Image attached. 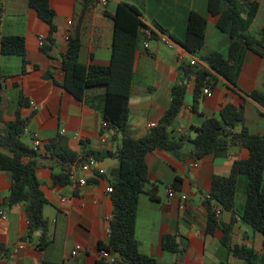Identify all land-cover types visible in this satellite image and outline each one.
<instances>
[{"label": "crops", "instance_id": "1", "mask_svg": "<svg viewBox=\"0 0 264 264\" xmlns=\"http://www.w3.org/2000/svg\"><path fill=\"white\" fill-rule=\"evenodd\" d=\"M77 1L48 0V7L54 14L55 33L52 47L43 55L40 49L46 45L48 27L36 18L27 0H0V38L19 37L24 43L23 73L20 72L22 60L0 58V130L13 120L20 95L27 103L20 116L31 117L20 142L31 150V136L36 134L41 144L38 154L42 162H38L40 166L35 171V179L46 201L42 217L47 222L45 238L48 243V247L41 250L39 233L26 238L22 206L2 208L0 212L5 218L0 220V264L98 262L97 246L106 244L105 231L111 211L105 190L108 183L113 182L119 140L107 139L100 144L99 114L75 102L58 87L62 78L59 69L67 40L74 29H77L81 42L80 61L98 67L108 65L111 24L106 15L113 14L119 4L133 7L146 31L159 33L161 30L172 44L168 48L153 38L140 41L136 47L128 100V127L134 139L148 132V124L156 125L160 120L170 103L173 86H183L185 94L183 105L168 131L173 140L183 141V153L189 151V142L194 139L202 121H218L219 111L225 105L243 109V127L248 135H264V107L246 97L252 92L264 95V38L259 31L264 0L241 3L245 35L262 46L261 55L245 51L235 88L217 79L215 88L210 91L211 97L204 98L200 94L194 107L193 80L178 73L179 65L190 62L200 65L198 58L209 52L225 57L228 45L227 37L215 29L216 18L206 12V0H105V6L96 4L89 17L81 22L77 17ZM190 13L199 15L206 22L203 47L195 56L187 55L178 45L185 36ZM39 38L42 39L41 47H38ZM142 44L146 47L143 48ZM46 75L49 79H44ZM29 103L34 104L35 111L29 108ZM61 131L64 132L62 136ZM55 135L64 139L67 149L78 158L88 152L98 154L101 157L97 161L98 167L103 176H86L83 188L51 186L48 168H54L55 164L44 156L43 145ZM75 135L78 140L73 139ZM247 157L245 150L237 148L229 149L223 157L208 156L195 163H180L163 152L147 154L144 157L147 185L145 194L138 199L134 225L138 252L156 264H243L224 255L218 246L220 233L215 232L212 237L204 235L205 212L201 202L207 198L213 177H227L232 164L245 161ZM175 179L180 181L178 192L171 187ZM245 185V178L238 176L233 207L236 216L242 210ZM8 189V177L0 173V204ZM152 189H155L154 198L150 199L148 192ZM168 191L172 193L171 198L167 197ZM230 217V213L221 212L218 219L227 225ZM165 236L174 239L179 250L184 251L182 256L162 251L161 240ZM232 243L251 248L259 255L264 241L236 220ZM74 246H79L81 251L75 258H70Z\"/></svg>", "mask_w": 264, "mask_h": 264}, {"label": "trees", "instance_id": "2", "mask_svg": "<svg viewBox=\"0 0 264 264\" xmlns=\"http://www.w3.org/2000/svg\"><path fill=\"white\" fill-rule=\"evenodd\" d=\"M245 0H206V12L216 18L215 29L228 39L226 56L216 52L206 53L198 58L200 65L190 66L181 63L178 73L193 80V107L202 89L209 92L215 88L217 79L228 87L235 88V82L245 51L261 55L262 46L253 38L245 35L246 23L243 20L244 10L241 6ZM78 20L88 18L98 0H78ZM28 7L36 18L48 27L46 45L40 52L46 55L53 45L52 36L54 14L48 7V0H27ZM104 15H106L104 13ZM111 24V50L106 67L85 65L80 61L81 42L77 29H74L67 40V48L60 62L61 82L58 87L75 102L82 103L96 111L102 123L106 125L108 139L118 138L119 145L115 152L117 167L113 172V182L108 183L110 193V218L107 224L108 236L105 245H98L99 251L117 256V264H156L148 257L141 255L134 238L136 209L140 195L145 194L147 170L144 157L154 152L171 155L180 163L185 161L199 162L205 157H223L231 148L245 150L248 157L245 161L234 162L230 173L225 178L213 177L210 189L201 202L205 212L204 235L212 237L220 233L218 246L226 257H231L243 264H264V244L261 254L257 255L251 248L232 243L233 227L236 220L248 228L251 233L259 235L264 241V135L250 136L243 127V109L231 105L223 106L219 111V120L205 119L196 135L189 142L190 149L182 152L183 141L173 140L169 128L172 126L183 105L185 90L183 86H173L170 90V103L155 127L138 139L131 136L128 127V100L131 91L133 58L137 45L145 40L146 28L140 22L137 11L128 5L119 4L111 15H106ZM205 20L197 14L190 13L186 32L179 47L189 56L197 55L204 42ZM260 34L264 38V15L260 23ZM161 35L164 32L159 30ZM150 39L154 38L152 32ZM24 57V43L19 37L0 38V58ZM24 62L21 61L23 73ZM44 79H49L45 76ZM249 100L264 107V95L252 92L246 96ZM27 103L20 95L13 120L0 130V173L9 180L7 195L0 204L2 208L15 205L23 207L26 222V238L39 233V248L48 247L45 233L47 222L42 217L46 201L35 179V171L40 166L38 153L26 148L20 139L27 128L31 117L22 118L20 111ZM41 149V148H40ZM39 149V150H40ZM44 156H47L55 167L49 166L50 182L53 187L70 185L68 172L71 167L80 165L91 158L99 161L100 156L92 152L81 158L70 152L64 139L55 135L43 145ZM57 170V173H53ZM246 180L244 201L239 216L233 213L234 195L237 177ZM172 189L179 191L180 181L172 182ZM155 189L148 192L153 199ZM221 212L230 213L227 225L222 224L218 216ZM161 249L174 255L182 256L172 237L161 240ZM40 264H51L42 261ZM96 264H103L98 260Z\"/></svg>", "mask_w": 264, "mask_h": 264}, {"label": "built area", "instance_id": "3", "mask_svg": "<svg viewBox=\"0 0 264 264\" xmlns=\"http://www.w3.org/2000/svg\"><path fill=\"white\" fill-rule=\"evenodd\" d=\"M105 0H98L97 4L101 7L105 6ZM67 26L70 25V23L66 24ZM150 31H144V37L145 40H149L150 39ZM153 33V32H152ZM155 36L154 38L157 39V41L160 44H163L165 46H167L168 48L172 47V44L168 41V39L166 37H164L163 35L159 34V33H153ZM42 46V39L39 38L38 39V47ZM142 47L145 48L146 45L142 44ZM190 66L195 65L193 62L189 63ZM201 95L204 98H210L211 97V93L207 90V89H202L201 90ZM29 108L32 111H35L36 107L34 106L33 103H29ZM155 127L154 124H148L146 126L147 130H151ZM99 142L100 144H104L106 142V140L108 139L110 133L106 132V125L104 123H102L100 121V125H99ZM64 134L63 131L60 132V135L62 136ZM74 140H78L79 137L77 135L73 136ZM40 141L37 138L36 134H33L31 136V150L35 153H38L39 149H40ZM193 167H196V164H193ZM86 176H103V172L101 169H99L98 167V162L96 160L93 159H88L85 162H83L82 164L78 165V166H73L70 168L69 172H68V181L70 183V185H73L77 188H83L86 186V180L85 177ZM106 194L110 193V189L109 187L106 188L105 190ZM167 197L171 198L172 197V193L171 191L167 192ZM4 214L2 212H0V220H4ZM109 232L108 229L105 231V235L106 237L108 236ZM81 251V248L79 246H74L72 248V250L69 253V257L70 258H75ZM98 260H101L103 264H117V256L105 251H99L98 250Z\"/></svg>", "mask_w": 264, "mask_h": 264}, {"label": "water", "instance_id": "4", "mask_svg": "<svg viewBox=\"0 0 264 264\" xmlns=\"http://www.w3.org/2000/svg\"><path fill=\"white\" fill-rule=\"evenodd\" d=\"M39 162H42V160L40 159Z\"/></svg>", "mask_w": 264, "mask_h": 264}, {"label": "rangeland", "instance_id": "5", "mask_svg": "<svg viewBox=\"0 0 264 264\" xmlns=\"http://www.w3.org/2000/svg\"><path fill=\"white\" fill-rule=\"evenodd\" d=\"M27 144V141H24Z\"/></svg>", "mask_w": 264, "mask_h": 264}]
</instances>
